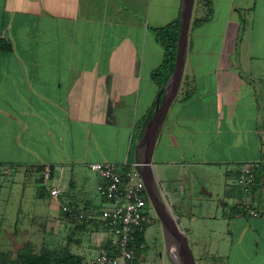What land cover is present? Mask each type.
I'll return each instance as SVG.
<instances>
[{"label": "crops", "instance_id": "obj_1", "mask_svg": "<svg viewBox=\"0 0 264 264\" xmlns=\"http://www.w3.org/2000/svg\"><path fill=\"white\" fill-rule=\"evenodd\" d=\"M206 1L194 3L182 83L152 167L177 222L174 205L187 212L189 228L180 227L194 237V255L207 261L235 252L240 259L264 243L257 208L264 205V166L251 196L238 185L245 163H264V0H210L211 17L197 24ZM182 7L183 0H0V165L41 180L38 167L51 169V189L63 193L42 189L37 198L62 205L64 222L78 205L89 208L100 250L113 242L100 220L110 204L89 165L137 164L145 127L172 77L165 80L167 70L154 76L167 58L156 33L180 22ZM42 208L25 215L58 221ZM19 220L0 231L17 248L7 250L12 258L33 250Z\"/></svg>", "mask_w": 264, "mask_h": 264}, {"label": "rangeland", "instance_id": "obj_2", "mask_svg": "<svg viewBox=\"0 0 264 264\" xmlns=\"http://www.w3.org/2000/svg\"><path fill=\"white\" fill-rule=\"evenodd\" d=\"M56 183L57 180L55 178L41 180L37 175L26 177L21 174H10L8 170L3 175H0V231L2 232L1 229L3 227L9 228L13 226L16 220L20 218L19 224L27 225L30 229V243L35 252H40L45 244L51 246L56 245L61 248L68 243L73 253L82 257L84 264H92L93 258L95 259L100 249H98L99 242H97L96 235L92 232L93 229L89 227V224L94 222L92 220L93 216H90L88 212L89 208L86 209L85 205H78L76 213L70 218L72 221L64 222L67 220L61 219L66 215L60 208L62 205L54 204L52 205L53 207H50L48 205V199L40 200L37 198V193H39L40 190H49L56 185ZM55 199L54 201H58V198ZM38 205H43L42 210H47L48 214L58 215L59 223L55 219L49 221H34V219H28L26 215L40 211V209H37ZM94 206L97 207V211L99 212L101 205ZM45 207L47 209H45ZM192 207H194V212L196 214L202 212V205H192ZM54 208L56 209L55 211ZM257 208L259 212L262 211L264 213V205H259ZM215 209L216 208H213L210 212L215 213ZM145 211L149 213L153 219L151 224L147 226L145 232L146 248L144 253H147L148 256L145 260L141 261L140 264H173L168 255L161 223L151 206V202L149 203L148 200ZM174 212L178 217L179 225L188 229L189 225L186 222V217H182L187 213L184 211L183 206L174 205ZM20 213L24 214V217L21 215L19 216ZM80 215H85L86 219L81 218ZM83 225L84 229L79 230L78 227H83ZM213 225H217V223L213 222ZM109 233L112 236L110 231ZM193 240L194 237L191 236L188 239L191 246H194ZM10 248H13L14 252L17 250L15 246H12L8 242L7 235H5V237L4 235H0V251L7 252ZM259 249L261 251L256 254L252 253L254 250H250V252L245 253L244 257H240V259L237 258L238 256L235 252L231 258L221 257L220 259H209L207 261L198 257L197 253H195L194 256L198 264H264V243H260Z\"/></svg>", "mask_w": 264, "mask_h": 264}, {"label": "built area", "instance_id": "obj_3", "mask_svg": "<svg viewBox=\"0 0 264 264\" xmlns=\"http://www.w3.org/2000/svg\"><path fill=\"white\" fill-rule=\"evenodd\" d=\"M263 166L262 161L242 166L238 185L244 195H252L256 171ZM89 168L104 180L98 186V192L110 207L102 210L100 220L113 236L111 246L102 248L92 264H135L138 258L136 236L152 222V216L145 211L146 184L137 164L123 168L115 163H91ZM0 172L6 173V169L2 168ZM51 176V169H46L43 178L48 180ZM62 193L60 188L50 190L53 197ZM253 215L258 216V213L253 212Z\"/></svg>", "mask_w": 264, "mask_h": 264}, {"label": "water", "instance_id": "obj_4", "mask_svg": "<svg viewBox=\"0 0 264 264\" xmlns=\"http://www.w3.org/2000/svg\"><path fill=\"white\" fill-rule=\"evenodd\" d=\"M195 0H183L180 35L174 72L157 100L152 118L147 123L138 147L137 168L142 175L153 209L161 223L167 251L173 264H197L186 233L181 229L157 183L152 158L155 144L170 106L180 89L188 50V37Z\"/></svg>", "mask_w": 264, "mask_h": 264}, {"label": "trees", "instance_id": "obj_5", "mask_svg": "<svg viewBox=\"0 0 264 264\" xmlns=\"http://www.w3.org/2000/svg\"><path fill=\"white\" fill-rule=\"evenodd\" d=\"M208 6V13L205 17L197 20L195 23H203L211 17V1H206ZM157 37L167 50V58L164 65L155 71L154 76L158 77L163 70H167L166 81H168L175 69V61L178 48V40L180 35V22L169 28L157 31ZM6 45H3V49ZM163 92L161 93V96ZM154 110L151 113L153 115ZM150 116V117H151ZM5 166L0 165V170ZM38 172L45 171V167H38ZM53 171L51 170V175ZM147 226L143 231L139 232L136 236V246L138 249V258L135 264H138L140 254L144 252L146 246V232ZM0 264H84L80 255L73 253L70 250V245L65 244L63 247L46 245L40 252L33 251L29 246L20 251L16 258H12L10 254L0 251Z\"/></svg>", "mask_w": 264, "mask_h": 264}, {"label": "flooded vegetation", "instance_id": "obj_6", "mask_svg": "<svg viewBox=\"0 0 264 264\" xmlns=\"http://www.w3.org/2000/svg\"><path fill=\"white\" fill-rule=\"evenodd\" d=\"M148 202L150 203V200L148 199ZM152 206V205H151ZM152 208H153V206H152ZM154 210V209H153ZM155 212V211H154ZM156 214V213H155ZM153 219V218H152ZM145 248H146V246H145ZM167 253V252H166ZM164 254V253H163ZM141 256L139 257V261L141 262V261H143V260H145L146 258H147V256H148V254L147 253H141L140 254ZM167 255V254H166Z\"/></svg>", "mask_w": 264, "mask_h": 264}]
</instances>
